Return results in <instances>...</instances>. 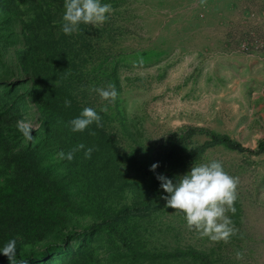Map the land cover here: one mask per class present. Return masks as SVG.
Instances as JSON below:
<instances>
[{"label": "rangeland", "instance_id": "374dc122", "mask_svg": "<svg viewBox=\"0 0 264 264\" xmlns=\"http://www.w3.org/2000/svg\"><path fill=\"white\" fill-rule=\"evenodd\" d=\"M232 1L102 0L113 9L106 22L81 24L65 35L63 0H0L1 78L10 83L0 88V101H17L19 119L35 126L27 143L19 132L20 145L40 141L46 135L44 111L50 106L52 115L66 99L71 101L66 147L87 145L79 138L89 134L87 128L71 131L69 122L79 115L75 109L95 108L105 131L99 139L104 161L97 156L93 165L100 174L84 177L85 192L77 188V234L55 247L45 264H264V152L219 144L193 162L219 160L239 179L236 212L227 213L238 233L228 242L189 230L179 210L161 199L160 186L148 209L102 224L128 206L148 204L150 166L190 128L196 132L181 142L185 152L213 135L250 149L264 142L261 89L255 83L264 70L247 71L259 60L243 48L260 33L253 12L245 18L247 9ZM110 84L118 92L114 102L92 91ZM105 104L108 111L101 112ZM60 152L47 154L57 169L64 160ZM94 218L98 226L86 230ZM188 248L195 253L182 255Z\"/></svg>", "mask_w": 264, "mask_h": 264}, {"label": "trees", "instance_id": "16d2710c", "mask_svg": "<svg viewBox=\"0 0 264 264\" xmlns=\"http://www.w3.org/2000/svg\"><path fill=\"white\" fill-rule=\"evenodd\" d=\"M2 71L3 68L0 67V88L10 84L2 80L1 77L4 75ZM57 104V110L53 111L52 115L49 113L50 106L46 109L48 113L44 111L46 135L36 144L22 146L18 140L19 132H16V122L21 117L20 106L17 101L12 103L0 101V247L15 238L17 254L13 259L19 264H45L55 247L66 246L68 244L66 241L73 234H77V231H74L78 225L75 211L81 198L78 196L77 188L85 192L84 177L92 180L91 177L96 178L97 174H100L93 168L95 159L98 156L104 161L99 139L105 131L100 122V126L95 123L88 126L86 132L89 134L79 136L87 144L85 149L89 147L93 149L90 158L85 157V149H81V152L79 150L74 152L71 161L66 158L62 160L59 169L52 167L47 157L49 151L59 148L60 151L67 153L77 148L66 147L64 144L70 135L66 122L69 110L63 102ZM75 113L79 114L77 109ZM195 132L196 129L190 128L182 141H186L187 137ZM89 135L92 139H85ZM181 142L172 147L162 161H157L159 167L149 185L148 204L136 203L128 206L102 221V224L119 222L133 212L148 209L160 186L156 174L162 173L169 178L178 174L189 164L197 161L209 147L224 144L241 152L250 151L256 154L264 152L263 141L256 149H250L226 135H213L212 139L187 152L182 151ZM108 173L109 171L104 176ZM97 221V218H94V223L86 230L95 229L98 226ZM34 245L44 247L38 250L33 248ZM181 253L189 256L193 255L195 250L188 248ZM9 262L6 256L0 254L1 264Z\"/></svg>", "mask_w": 264, "mask_h": 264}, {"label": "clouds", "instance_id": "9594fccd", "mask_svg": "<svg viewBox=\"0 0 264 264\" xmlns=\"http://www.w3.org/2000/svg\"><path fill=\"white\" fill-rule=\"evenodd\" d=\"M63 9L61 31L65 35L79 31L81 24L102 25L113 10L111 4L103 3L102 0H63ZM92 91H95L102 100L109 102H114L118 95L114 84L93 88ZM64 103L66 107L71 106L70 100L66 99ZM100 111L107 112L108 105H103ZM101 119L95 108L84 107L79 115L69 122L71 131L83 132L93 123L100 126ZM16 128L24 137L25 143L34 139L31 132L35 126L30 121L19 119ZM81 149H85L84 144H79L77 148L67 153L61 151L58 155L61 159L71 161L74 152ZM92 151L90 147L85 149V157L90 158ZM158 167L159 162L153 163L150 171L155 173ZM156 178L163 190L161 199L166 202L167 207L179 210L189 230H195L202 238L224 242H228L238 233L227 213L236 212L234 204L239 179L226 172L222 162L210 160L206 163H193L190 170L184 174L169 178L165 174L157 173ZM0 254L14 264L17 240L15 238L8 240L0 247ZM239 256L241 253L237 252V257Z\"/></svg>", "mask_w": 264, "mask_h": 264}, {"label": "crops", "instance_id": "0c3cea01", "mask_svg": "<svg viewBox=\"0 0 264 264\" xmlns=\"http://www.w3.org/2000/svg\"><path fill=\"white\" fill-rule=\"evenodd\" d=\"M233 2H235V8L247 9H245L246 11L242 12V14L244 13L245 18H247V14L253 12V14L255 15L256 29L259 30L261 38H264V0H233L232 3ZM255 57L258 58L259 63L257 65H254V67L253 65H251V68L247 69V71L252 70L253 72H257L260 70H264V55L258 53L257 55H255ZM255 77H258V79H255L256 86L261 89L257 101L260 102L262 114L264 115V75H255Z\"/></svg>", "mask_w": 264, "mask_h": 264}, {"label": "built area", "instance_id": "2783aa9c", "mask_svg": "<svg viewBox=\"0 0 264 264\" xmlns=\"http://www.w3.org/2000/svg\"><path fill=\"white\" fill-rule=\"evenodd\" d=\"M253 40L250 44L243 46L244 50L252 55H257L258 53L264 55V38L257 36Z\"/></svg>", "mask_w": 264, "mask_h": 264}]
</instances>
